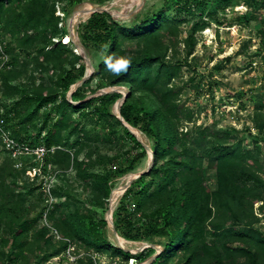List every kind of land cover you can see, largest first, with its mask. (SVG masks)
Wrapping results in <instances>:
<instances>
[{"label": "trees", "instance_id": "16d2710c", "mask_svg": "<svg viewBox=\"0 0 264 264\" xmlns=\"http://www.w3.org/2000/svg\"><path fill=\"white\" fill-rule=\"evenodd\" d=\"M216 1V10L231 3ZM254 1L245 2L252 6ZM168 2L164 0L162 8L131 24L115 20L107 12H95L80 23L76 31L78 41L93 64V73L71 94L69 101L66 95L70 87L83 78L87 66L83 57L72 52V39L69 45L54 42L67 36L65 29L57 26L55 1L0 0V39H10L5 46L10 55L8 65L14 67L20 61L13 55L16 52L29 57L38 69L57 71L53 87L46 92L37 89L29 93L8 87L16 75L2 70L3 95H21L12 102L7 112L12 115L5 116V120L17 140L32 146L42 144L47 149L58 147L45 158V165L71 164L81 189L89 192L87 204H75L71 209L70 192L63 187L53 190V195L63 200L49 214L60 236L84 249L123 261L135 258L143 262L155 250L147 248L134 255L115 247L106 237V221L97 218L92 210H105L113 181L134 171L146 157L143 145L111 112L121 98L120 93L85 100L100 89L127 87L129 94L120 108L121 118L151 140L153 164L131 183L113 212V225L119 237L160 245L163 249L152 264H167L178 256H182L178 264H228L233 259H238L239 264L240 260L259 264L260 257L264 258V234L253 227L258 219L253 217L251 206L264 200V181L257 175L259 164L253 153L243 151L240 143L231 148L234 139L230 134L213 128L198 126L178 132L181 122H191L192 114L180 102L181 88L171 84L179 76L181 64L167 59V52L175 45L181 21L167 17ZM72 4L68 1L62 10L67 13ZM206 26L207 23L200 22L192 25L184 40L186 56L192 54L196 33ZM259 34L264 37V27ZM110 55L131 57L129 70L119 75L110 72L104 63ZM87 88L90 93L83 94ZM136 95L139 97L134 98ZM49 105L51 108L37 126L41 110ZM263 108L264 103L259 110ZM91 109L92 118L103 129L121 132L133 143L136 153L123 169L99 173L94 169L96 162L91 161V154L79 159L80 151L92 140L86 125ZM254 124L260 132L264 130V122L254 120ZM29 128L36 131L34 137L28 136ZM66 160L70 164L64 163ZM205 168L215 171L214 190L207 185ZM21 176L7 157L0 163V225L7 228L6 236L0 238V255L6 264H14L27 251H37L43 254L37 264H45L61 253L66 243L53 241L50 229L40 221L41 212L32 219H19L24 204L37 190L28 184L14 195L13 185ZM8 180H12L11 187ZM222 218L227 221L221 222ZM235 242L240 245L234 246Z\"/></svg>", "mask_w": 264, "mask_h": 264}, {"label": "rangeland", "instance_id": "374dc122", "mask_svg": "<svg viewBox=\"0 0 264 264\" xmlns=\"http://www.w3.org/2000/svg\"><path fill=\"white\" fill-rule=\"evenodd\" d=\"M54 1V15L58 17L57 26L60 29H65L67 36L71 37L70 39H72L74 34L77 37V26L90 16L88 14L85 18L79 17L73 24L72 20L75 15L90 6L105 10L115 20L131 24L154 13L157 9L162 8L164 4V0H137L134 3H131V0ZM68 1H72L73 4L68 8V12L65 13L62 7H65ZM245 1L231 0L229 6L216 10V0H169L167 17L180 20L181 23L178 27L177 38H175V45L167 52V59L170 58L171 61L181 64L179 76L171 84L181 88L180 102L192 114L191 122H181L178 132H186L200 126L201 128H213L218 132L229 133L230 137L234 139L231 148L234 149L240 143L243 151L253 153L254 159L259 164L257 175L264 181V130L260 132L255 128L254 124V120L259 124L264 122V108L259 110L264 103V37L259 34V31L264 27L262 22L264 19V8L262 6L264 0H255L251 2L252 6H248ZM214 10L216 12L213 13ZM211 13L212 15H210ZM197 22L207 23L208 26L196 33V44L192 54L186 56L184 40L190 34L192 25ZM60 39H56L54 42L63 44ZM1 40L10 41L9 38ZM73 41L75 42V39ZM77 42L80 44L78 40ZM75 50L72 49V52L78 55ZM77 52L80 54V49ZM13 55H16L20 61L5 72L10 71V73L16 75L10 79L8 87H17L18 90H25L29 93L37 89H43L41 92H46V89L53 87L52 79L54 75H57V71H43L38 69L35 62L31 61L29 57L24 58L23 54L19 55L16 52ZM87 59L89 58L87 57ZM90 63L93 73V64L91 61ZM46 66L49 67L48 64ZM86 71H89L88 66ZM77 83L72 85L69 91H72ZM90 90V88H87L82 93H90ZM104 90L109 92L115 90L121 96L122 94H129L128 88L125 86L108 87L104 88ZM3 92H5V87L0 85L1 105L6 111H9L12 102L17 99L16 97L20 98L21 95L17 93L14 97H6ZM66 97L68 100L71 98L68 93ZM136 97L139 96L136 95L134 98ZM118 106L119 100L112 106V114L116 113V107ZM50 108L51 106L49 105L41 110V114L36 121L37 126L41 125L42 115L48 112ZM92 110L88 114L90 120L86 121L92 140L80 151L79 159L81 160L86 154H91V161L96 162L94 169L99 173L123 169L129 163L131 156L136 153L133 143L124 137L121 132L115 134L111 130L103 129L102 125L92 118ZM35 135L36 131L29 128L28 136L34 137ZM134 135L140 143L151 149L152 142L143 133H141L142 140L135 133ZM71 151L70 154L72 156L73 151ZM4 159H6V156L0 151V163ZM149 161L150 155L146 151V157L136 166L134 171L113 181L111 192L113 193L123 178L146 170ZM64 163L70 164V160H66ZM45 167L58 177L56 188L63 187L64 190L70 192L71 199L69 204L71 209H73L75 204L83 206L90 201L89 192L81 189L82 184L77 181L71 164L60 167L55 163H51L45 165ZM204 175L208 187L210 190H214L215 171L205 168ZM16 180L13 185L14 189H16L14 195H17L20 187L28 184L32 185L22 176ZM7 184L11 187L12 180H8ZM122 195L121 192L113 212L118 206ZM44 196L42 191L36 190L31 195L30 200L24 204L23 209L25 210L19 214V219L37 217L43 209ZM109 200L110 196L105 210L99 208H92V210L97 218H103L106 221V237L109 243L114 245L111 239L114 233L110 221ZM61 201L63 200H58L56 204ZM251 207L253 217L258 219V223L254 224L253 227L264 234V200L262 202H253ZM220 221L224 222L227 220L222 218ZM224 226L228 227L227 225ZM6 229L3 224L0 225V238L1 236H6ZM142 243L157 245L148 242ZM233 245L237 246L240 243L235 242ZM157 246L162 248L160 245ZM79 247L84 249L80 245ZM141 249L136 251L134 255L142 253ZM1 252L3 250L0 249ZM42 256L43 254L37 251L34 253L27 251L24 258L14 264H37ZM118 260L120 262V258ZM145 261L138 262V264H144ZM181 261L182 256H178L170 259L167 264H178ZM239 262L241 264H249L247 260H240ZM0 264H6L4 257L1 255ZM228 264H239L238 259H233ZM259 264H264V258L260 257Z\"/></svg>", "mask_w": 264, "mask_h": 264}, {"label": "built area", "instance_id": "2783aa9c", "mask_svg": "<svg viewBox=\"0 0 264 264\" xmlns=\"http://www.w3.org/2000/svg\"><path fill=\"white\" fill-rule=\"evenodd\" d=\"M60 40L64 45L70 44L68 36H63ZM5 46L6 42L0 39V72L10 68L8 65L10 58L5 52ZM73 50L79 55L77 47H74ZM0 85H2L1 75ZM7 112L0 102V151L11 161L14 170L21 172L23 178L37 187V191L43 192V195H45L44 206L40 221L43 226L50 229L55 243L60 241L66 243V248L61 253L51 257L46 264H138V260L135 258H130L127 261L120 258L119 262V257L96 250L80 248L75 242L60 236L49 219L54 204L61 200L53 195V190L58 184V177L45 167V158L58 147L47 149L42 144L32 146L27 141H19L14 138L9 123L5 120V116H11L12 113ZM147 248L146 246L142 247L141 252Z\"/></svg>", "mask_w": 264, "mask_h": 264}, {"label": "water", "instance_id": "95a60500", "mask_svg": "<svg viewBox=\"0 0 264 264\" xmlns=\"http://www.w3.org/2000/svg\"><path fill=\"white\" fill-rule=\"evenodd\" d=\"M95 12H97V13H102V12H106V11L103 10V9H101V8H94L93 10L90 11L89 15H91V14H93V13H95ZM107 13H108V12H107ZM73 36H74V38H73ZM70 38H71V37H70ZM73 39H75V42L73 41ZM77 40H78V37H76L75 34L72 35V41H73L75 47H77L78 49H80V54H79V56H81V57H83V58L85 59V62H86V64H87L86 66H88L89 71H86L85 74H84V76H83V78L77 83L76 87H75L72 91H69V92H68L69 97H71V94H72V93H73L78 87H80L85 81H87V79H88V78L90 77V75L92 74V71H91V68H92L91 63H90L89 59H87V57L85 56V54H84L83 50L81 49L80 44H78ZM111 92H117V91L112 90V91L109 92V91H106V90H104V89H100V90L96 91V93H94V95H91V96L87 97L85 100H88V99H90V98H95V97H97V96H100V95H103V94H108V93H111ZM126 97H127L126 94H122L121 98L119 99V106L117 107V111H116V113H115L114 115L116 116V118H118V119L122 122V124L124 125V127H126V128L130 131V133H132V134L134 135V133L131 131V128H132V127H130V126H129V125H128V124H127L122 118H121V115H120V108H121L122 104L124 103ZM69 101H70V100H69ZM74 104H78V102H77V103H74ZM134 136H135V135H134ZM135 137H136V136H135ZM141 144L143 145V147L145 148V150L147 151V153H149V155H150V161H149V163H148L147 169L144 170V171H141V172H139V173L134 174L133 177H132V179L129 181V183H127V184L122 188V190H121V191H122V194H123L128 188H129V186L131 185V183H132L134 180L138 179L142 174L148 172V171L150 170V168L152 167V164H153V151H152L149 147L145 146L143 143H141ZM111 196H112V192H111V194H110V199H111ZM109 202H110V200H109ZM109 212H110L109 214H110V216H111L110 221H111V226H112V228H113V233H114V235H115L116 237H119L118 234H117V232H116V230H115V228H114V225H113V219H112L113 208L111 207V204H109ZM145 246L148 247V248H153V249H155V253H154L150 258H148V259L144 262V264H152V262L156 259V257H157V256L159 255V253L162 251V248H160V247L157 246V245H145ZM117 248H119V247H117ZM120 249H121V248H120ZM121 250H123V249H121ZM123 251H125V250H123ZM125 252H129V253H131V254H134L136 251H125Z\"/></svg>", "mask_w": 264, "mask_h": 264}, {"label": "bare ground", "instance_id": "6f19581e", "mask_svg": "<svg viewBox=\"0 0 264 264\" xmlns=\"http://www.w3.org/2000/svg\"><path fill=\"white\" fill-rule=\"evenodd\" d=\"M136 1L137 0H131V3H134ZM94 8H96V7L90 6L89 8L82 10L81 12L77 13L75 15L74 19L72 20V23L74 24L76 22V20H78L79 17L85 18L90 13V11ZM116 109H117V107H116ZM131 129L137 135V137H139L141 139V133L137 129H133V128H131ZM133 175L134 174H131V175L123 178L121 183L114 189L112 196H111V199H110V204H111L112 208H114V206L118 202V199H119L121 192H122L121 191L122 188L132 179ZM111 239H112V241L116 247H119L125 251H138V250H140V248H142L146 245L145 243H142V242H130V241H127L121 237H116L114 235L112 236Z\"/></svg>", "mask_w": 264, "mask_h": 264}, {"label": "clouds", "instance_id": "9594fccd", "mask_svg": "<svg viewBox=\"0 0 264 264\" xmlns=\"http://www.w3.org/2000/svg\"><path fill=\"white\" fill-rule=\"evenodd\" d=\"M107 69L115 75L127 72L132 64L129 56H107L104 59Z\"/></svg>", "mask_w": 264, "mask_h": 264}]
</instances>
